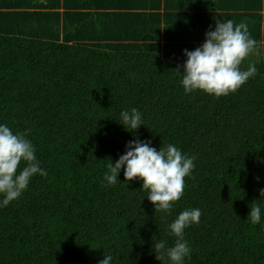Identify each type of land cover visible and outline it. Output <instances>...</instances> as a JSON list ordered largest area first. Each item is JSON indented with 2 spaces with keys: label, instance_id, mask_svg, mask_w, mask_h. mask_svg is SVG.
Returning a JSON list of instances; mask_svg holds the SVG:
<instances>
[{
  "label": "trees",
  "instance_id": "obj_1",
  "mask_svg": "<svg viewBox=\"0 0 264 264\" xmlns=\"http://www.w3.org/2000/svg\"><path fill=\"white\" fill-rule=\"evenodd\" d=\"M241 2L247 14L189 11L175 20L164 11L154 27L137 21L113 36L99 35L80 10L99 6L93 0L76 9L72 0L4 2L0 123L29 130L47 175L0 207V264H98L108 254L113 264H171L156 259L153 241L171 246L168 225L186 208L202 215L185 229V264H264V217L246 220L254 201L264 207V2ZM225 16L246 22L258 41L240 65L255 63L257 74L227 96L185 93L175 70L183 71L184 49L200 46ZM131 108L146 124L135 133L117 121ZM134 135L196 157L171 214L155 210L123 169L121 182L104 180Z\"/></svg>",
  "mask_w": 264,
  "mask_h": 264
},
{
  "label": "clouds",
  "instance_id": "obj_2",
  "mask_svg": "<svg viewBox=\"0 0 264 264\" xmlns=\"http://www.w3.org/2000/svg\"><path fill=\"white\" fill-rule=\"evenodd\" d=\"M258 46L246 22L236 23L232 19L215 21L214 29L205 33L204 42L194 50L184 49L186 59L181 72V85L185 93L202 91L215 97L227 96L237 91L250 78L255 77V63L241 70L240 65ZM127 131L135 133L141 125H146L143 113L137 108L124 109L117 120ZM28 131H14L7 123H0V207H6L22 196L34 176H46L47 170L41 167L36 148ZM196 157L182 152L174 143L152 146L151 140H141L134 135L125 145V151L118 159L106 165L104 180L115 185L123 169L125 181L139 178L147 199L155 210L171 214L174 203L179 201L185 188V177L195 168ZM23 163V166L22 165ZM264 196V189L260 190ZM202 211L200 208H186L168 225L175 237L169 246L164 239L153 241L156 259L167 258L171 264H185L190 259L191 245L185 238V229L198 224ZM264 217V207L255 201L250 207L246 220L260 224ZM98 264H113L111 254L103 255Z\"/></svg>",
  "mask_w": 264,
  "mask_h": 264
},
{
  "label": "crops",
  "instance_id": "obj_3",
  "mask_svg": "<svg viewBox=\"0 0 264 264\" xmlns=\"http://www.w3.org/2000/svg\"><path fill=\"white\" fill-rule=\"evenodd\" d=\"M11 0H0V9L5 7L4 2ZM74 8H77V3L86 4L90 0H72ZM95 4L99 6L84 5L80 7V10L87 13L94 23L93 28L98 29L99 35H121L125 34L133 25L138 22H145L152 27L158 22L161 14L164 17V11L166 14L170 13L175 20L179 19L183 13L189 11H199L204 13H234L233 15L247 14L249 10H244V5L241 0H93ZM77 2V3H76ZM264 2V0H263ZM3 3V4H1ZM161 4V5H160ZM207 4V9L202 8V5ZM221 5V10L219 6ZM157 7V9H155ZM239 8L238 10H231L232 8ZM61 11L64 7L58 8ZM246 9V8H245ZM158 12V16H156ZM232 11V12H229ZM264 13V6L260 10ZM147 13L151 15L147 16ZM224 15V14H223ZM225 18H229L225 16ZM214 21L213 17H208V25ZM167 22V21H166ZM164 25V23H163ZM104 31V32H101ZM106 39V37H104Z\"/></svg>",
  "mask_w": 264,
  "mask_h": 264
}]
</instances>
